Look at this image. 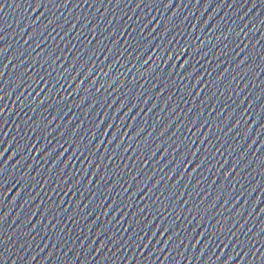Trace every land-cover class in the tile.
Returning a JSON list of instances; mask_svg holds the SVG:
<instances>
[{
	"label": "water",
	"instance_id": "95a60500",
	"mask_svg": "<svg viewBox=\"0 0 264 264\" xmlns=\"http://www.w3.org/2000/svg\"><path fill=\"white\" fill-rule=\"evenodd\" d=\"M264 264V0H0V264Z\"/></svg>",
	"mask_w": 264,
	"mask_h": 264
},
{
	"label": "snow or ice",
	"instance_id": "6c2138e0",
	"mask_svg": "<svg viewBox=\"0 0 264 264\" xmlns=\"http://www.w3.org/2000/svg\"><path fill=\"white\" fill-rule=\"evenodd\" d=\"M226 264H227V262H226Z\"/></svg>",
	"mask_w": 264,
	"mask_h": 264
}]
</instances>
